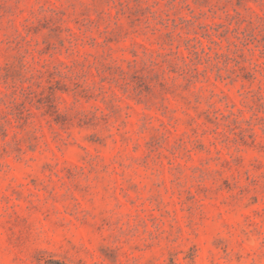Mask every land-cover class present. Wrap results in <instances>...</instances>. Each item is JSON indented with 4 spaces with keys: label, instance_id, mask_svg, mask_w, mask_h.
<instances>
[{
    "label": "rangeland",
    "instance_id": "1",
    "mask_svg": "<svg viewBox=\"0 0 264 264\" xmlns=\"http://www.w3.org/2000/svg\"><path fill=\"white\" fill-rule=\"evenodd\" d=\"M0 264H264V0H0Z\"/></svg>",
    "mask_w": 264,
    "mask_h": 264
}]
</instances>
